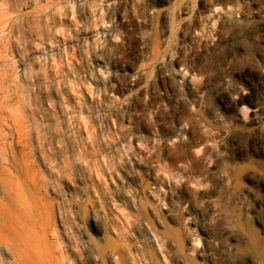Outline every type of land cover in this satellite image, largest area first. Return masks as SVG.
Returning a JSON list of instances; mask_svg holds the SVG:
<instances>
[{
	"label": "rangeland",
	"instance_id": "1",
	"mask_svg": "<svg viewBox=\"0 0 264 264\" xmlns=\"http://www.w3.org/2000/svg\"><path fill=\"white\" fill-rule=\"evenodd\" d=\"M4 167L48 263L264 264V0H0Z\"/></svg>",
	"mask_w": 264,
	"mask_h": 264
},
{
	"label": "bare ground",
	"instance_id": "2",
	"mask_svg": "<svg viewBox=\"0 0 264 264\" xmlns=\"http://www.w3.org/2000/svg\"><path fill=\"white\" fill-rule=\"evenodd\" d=\"M9 173H11V169L4 167L0 179V196H2L4 200V210H0V261L3 263L4 259L2 256L5 253H8L17 259V264H52L48 263V259L52 257L53 253L52 248L48 245V240H50L48 232L49 229H52L53 232L57 233L55 227L53 229L55 209L54 207L48 209L46 212L47 217L46 219H43L41 217L36 218L33 214L32 208L26 207V210L20 215L21 217L14 221V218L11 215L9 202L12 201L13 195L16 191L23 192V189L20 184H17L14 180L8 177ZM26 201L27 199L25 196L21 195L18 197L17 202L20 209L24 207ZM182 220H184L183 216ZM62 223L63 226L67 224L65 220H62ZM57 234V241L59 242L63 235L59 232ZM53 236L56 237L55 234H53ZM64 236L67 237V234L64 233ZM63 245L64 244H62V246ZM253 246L256 247V253L264 256V248L258 245L256 246V244H253ZM76 247L78 248L77 245ZM65 248L66 247L64 246V249ZM64 249H62V253H64ZM73 253L81 255V251L79 250H74ZM114 253L115 250L113 248V243H111L107 236L105 247L97 249L95 255L105 261L109 255H113ZM53 264H62V261ZM69 264L75 263L71 261Z\"/></svg>",
	"mask_w": 264,
	"mask_h": 264
}]
</instances>
